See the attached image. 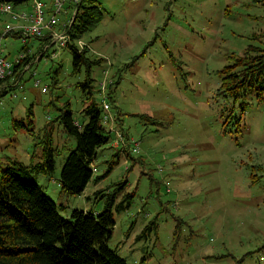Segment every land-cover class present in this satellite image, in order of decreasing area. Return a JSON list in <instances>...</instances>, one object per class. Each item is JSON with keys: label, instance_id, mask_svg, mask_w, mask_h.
I'll list each match as a JSON object with an SVG mask.
<instances>
[{"label": "rangeland", "instance_id": "374dc122", "mask_svg": "<svg viewBox=\"0 0 264 264\" xmlns=\"http://www.w3.org/2000/svg\"><path fill=\"white\" fill-rule=\"evenodd\" d=\"M44 1L46 9L57 4ZM99 1L103 19L75 42L102 61L92 69L95 99L116 86L108 101L114 115L121 112L119 128L139 141L138 152L121 153L109 175L91 180L83 193L62 192L61 171L77 141L57 117L70 101L74 118L88 121L87 96L78 86L84 71L72 74L65 47L54 44L45 53L40 38L4 34L6 25H33L23 17L31 8L21 3L15 15L0 16V50L9 59L26 49L34 56L19 81L24 87L0 102V162L42 161L47 143L59 150H53L54 173L38 180L66 218L75 208L102 211L106 196L96 191L127 180L118 200L129 192L133 202L114 210L109 245L129 264H264V94L249 91L237 100L234 116L221 115L225 100L218 94L220 70L249 45H264V0ZM74 6L64 0L67 13H49L57 19L54 30L65 32ZM13 119L33 123L15 127ZM113 144L101 147L94 176L116 159ZM151 221L157 230L137 240Z\"/></svg>", "mask_w": 264, "mask_h": 264}, {"label": "trees", "instance_id": "16d2710c", "mask_svg": "<svg viewBox=\"0 0 264 264\" xmlns=\"http://www.w3.org/2000/svg\"><path fill=\"white\" fill-rule=\"evenodd\" d=\"M13 1L21 4L30 0ZM100 4L99 0H83L78 6L76 5L77 12L73 15V22L65 28L70 40L65 46L60 47H65L72 54V74L84 71V79L78 82V86L87 96L83 111L88 117V121L85 117L82 122L76 120L70 101L59 108L57 119L77 141L75 149H68L69 154L61 171L60 181L64 193H83L91 180L97 184L109 175L114 164L119 162L121 153L130 156V152L134 149L133 140L126 137L124 130L122 131L118 126H121V112L114 115L112 111L113 126L122 134L123 140L120 147L112 145V148L117 150L114 153L116 159L107 161V171L102 175L94 176L93 166L96 164L101 147L116 138L115 136L112 138L113 130L104 123L103 115L104 100L109 102L108 98L113 99L112 92L115 91L116 86L110 87L109 93L105 91L102 101L98 102L95 99L96 86L92 69L102 61L88 56L89 49L86 47L81 49L75 41L103 19V7ZM34 38L42 39L43 44L40 47L42 51L46 42H52L48 31L45 36ZM49 45L54 44L49 43ZM47 52L48 49L45 50V53ZM24 53H26L25 57L16 63L17 68L2 79L0 97L17 88L13 84L23 78L25 71H22V65L30 63L33 56L28 49ZM58 72L57 68L56 73ZM220 76L218 94L219 98L225 100L221 115L225 116L226 113L228 116H234L237 100L247 97L249 91H257L259 96L264 94V45H249L242 54L233 57L232 63L220 70ZM57 82L58 80L55 79L54 84ZM48 89L49 87H42L44 92ZM53 102L54 100L50 101L51 104ZM137 116L154 122V118L148 114ZM27 122L16 119L13 121L15 127L29 128L33 119ZM49 144L44 145L42 161L26 164L11 160L7 165L0 162V264H129L127 258L122 256L117 248L109 245L116 225L114 210H126L133 202V194L129 192L123 193L118 200L128 181L114 184L116 187L109 192H104V189L96 191L99 197L106 196L102 211L87 212L75 208L66 218L60 214L59 204L44 190L38 180L39 175L49 176L55 171L54 155L59 150H55ZM152 224L155 223L151 221L138 234L137 240L146 238L155 229L157 230Z\"/></svg>", "mask_w": 264, "mask_h": 264}, {"label": "built area", "instance_id": "2783aa9c", "mask_svg": "<svg viewBox=\"0 0 264 264\" xmlns=\"http://www.w3.org/2000/svg\"><path fill=\"white\" fill-rule=\"evenodd\" d=\"M63 1L64 0H57V4H55V5L52 4L50 8L46 9L45 8L46 1H44V0H32V4H31L32 10L23 14V17L27 20L28 19L32 20L33 25L31 27H26V26H22V25H15V26L9 25L6 28V31L4 32V34L5 33H16V32H18L21 34H25L26 37L29 38V37H43V36H45V34L48 31V32H50V36L52 38V44L57 43L58 48L65 46L67 44V42L70 40L69 34L66 32V30H65V32L54 30L53 29L54 23L57 22V19L54 16L52 18H49V13H51L52 11H55L56 14H59V13L62 14L65 12L67 13L69 11V9H67L66 7H63ZM71 1L76 6L77 3L80 2L81 0H71ZM16 6L17 5L15 4V2L13 0H0V12L12 13L15 15ZM75 6H74V9H75ZM68 25H70V24H66V26H68ZM66 26H65V28H66ZM2 34H1V36H2ZM23 40H27V39L24 38ZM49 47H50L49 43L45 44L43 46V48H44L43 52H45V50H47ZM0 48L2 49L1 45H0ZM28 51L30 52V49H28ZM25 55H26V53L23 52V53H21V55H19L14 60V59H9L8 56L4 52H1V50H0V83L6 75L11 74L13 72V70L15 68H17V67H15L16 63L20 62L21 58L25 57ZM38 56H40V54H38ZM56 56H53V57H56ZM37 58H36V60H37ZM30 67H31V62L26 63V64L22 65V71H26ZM38 84H40L39 80H37L36 85H38ZM13 85H15V86L20 85V82L17 81ZM11 96L13 98H15L16 94L12 93ZM0 102L2 103V97H0ZM103 115H104V123L109 125L110 129L116 132L117 130L113 126L114 124H113L112 108H111L110 103L107 102L106 100H104V103H103ZM117 133L119 134V137L118 138L116 137L114 139L113 145L116 147H120L121 140H123V138H122V134L119 131H117ZM132 140H133V144H134L133 152H138L139 147H140L139 141H137L135 139H132ZM93 171L94 172L98 171L97 166L93 167Z\"/></svg>", "mask_w": 264, "mask_h": 264}, {"label": "crops", "instance_id": "0c3cea01", "mask_svg": "<svg viewBox=\"0 0 264 264\" xmlns=\"http://www.w3.org/2000/svg\"><path fill=\"white\" fill-rule=\"evenodd\" d=\"M22 6H28V7H30L31 9L30 10H32V6H31V4H30V2L29 3H25V4H23ZM1 15H4V13L3 12H0V16ZM7 26H9V25H6L5 26V28L7 27ZM1 35V34H0ZM8 56V55H7ZM16 58V57H15ZM20 83H22V81L20 82ZM22 87H24L23 85H22ZM22 87H20V88H22ZM10 89V88H9ZM114 114V113H113ZM15 119H13V121H14Z\"/></svg>", "mask_w": 264, "mask_h": 264}, {"label": "clouds", "instance_id": "9594fccd", "mask_svg": "<svg viewBox=\"0 0 264 264\" xmlns=\"http://www.w3.org/2000/svg\"><path fill=\"white\" fill-rule=\"evenodd\" d=\"M16 4V3H15ZM16 5H19V4H16ZM17 33V32H16ZM23 52H25V50L24 51H22L21 53H23ZM34 56V55H33ZM22 86V83H20V85H17V88L18 87H21ZM15 90V89H14ZM94 167V166H93Z\"/></svg>", "mask_w": 264, "mask_h": 264}]
</instances>
